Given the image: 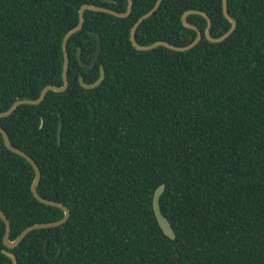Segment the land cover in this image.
Instances as JSON below:
<instances>
[{
  "label": "trees",
  "instance_id": "16d2710c",
  "mask_svg": "<svg viewBox=\"0 0 264 264\" xmlns=\"http://www.w3.org/2000/svg\"><path fill=\"white\" fill-rule=\"evenodd\" d=\"M0 0V112L63 86L65 35L84 5L125 13L128 0ZM157 0H134L128 18L87 10L68 42L70 86L36 106L0 118L13 146L30 155L39 194L71 211L60 227L30 233L14 249L18 264H264V0H228L237 21L222 43L204 35L192 50L135 49L131 31ZM205 12L219 38L232 24L222 0H164L139 27L142 46H187L197 32L183 15ZM188 21L203 33L207 20ZM94 69L84 68L97 51ZM106 71L92 90L87 83ZM43 121V123H42ZM61 124V135L58 136ZM35 171L0 133V208L11 240L26 228L61 220V209L32 193ZM176 234L160 227L153 197ZM6 225L0 218V264ZM49 242V260L44 253Z\"/></svg>",
  "mask_w": 264,
  "mask_h": 264
},
{
  "label": "water",
  "instance_id": "95a60500",
  "mask_svg": "<svg viewBox=\"0 0 264 264\" xmlns=\"http://www.w3.org/2000/svg\"><path fill=\"white\" fill-rule=\"evenodd\" d=\"M103 1H106L109 3L114 2L113 0H103ZM163 2H164V0H157L154 8L151 11H149L148 13H146L145 15H143L136 22L134 27L132 28L130 40H131L133 47L135 49H137L138 51L148 52V51L154 50L158 47H165V48L171 49L173 51H177V52H187V51H190L193 48H195L202 41L204 35L212 43H222L226 39H228L237 28V21L231 16L229 9H228V0H222L224 16L232 24L230 30L228 32H226L223 36H221L219 38H214L212 36V34H211L212 20L207 13L202 12V11H197V10H191V11L186 12L183 15L182 21H183V24L186 28L192 29L195 32H197V37L195 38V40L192 43H190L187 46H175L169 42L158 41V42H155L149 46L140 45L136 39V34H137L139 27L141 26V24L144 21L148 20L149 18H151L155 14V12L160 8V6ZM133 6H134V0H128L127 11L125 13H119L117 11H114L112 9L105 8V7H100V6H95V5H84L79 11V24L74 29H72L70 32H68L65 35L64 40H63V51H64V57H65L64 68H63V82H64L63 86H61V87H57V86L45 87L42 90L39 98L36 100H28V99L18 100L7 111L0 112V118H6V117L11 116L20 106H23V105L36 106V105L41 104L49 92L64 93L68 90V88L70 86V80H69L70 56H69V52H68V42L72 36L76 35L77 33L81 32L83 30L84 23H85V12L87 10L95 11V12L108 13V14H111V15L116 16L118 18L124 19V18H128L131 15V13L133 11ZM190 15H200V16H203L207 20L208 25H207V28H206L204 33L197 26H195L194 24H192L188 21V17ZM90 34L97 38V43H98L97 52H96V56H95L94 60L90 64L85 63L82 60L81 49L78 51V60H79L80 64L84 68H87V69H92L96 66V64H97V62L101 56V52H102L101 36L96 32H91ZM105 78H106V73H105L104 67L102 66L101 67V75L97 81H95L93 83H87V82H85L83 77H80L79 82H80V85L84 89L92 90V89L99 87L103 83ZM42 123H43V121H42ZM61 129H62V126L60 124L59 125V131H58L59 138L61 135ZM0 133L2 134V136L4 138V143H5L6 147L10 151H12L13 153L25 158L32 165V167L35 171V179H34V182L32 185V193H33L34 197L39 202H41L42 204L61 209L64 212V217L61 220L56 221V222H50V223L34 224V225L26 228L15 240H11V223H10V220L7 217V215L0 208V218L4 221V223L6 225V232H5L4 239H3L5 249H3L2 253L5 256H7L8 258H10L12 260L13 264H18V259H17L16 255L14 253H12L10 251V249L16 248L18 245H20V243L30 233H32L34 231L42 230V229H51V228H56V227H60V226L64 225L70 219L71 211L65 205L58 203V202H55V201L47 200L39 194L38 185H39L41 178H42V172H41L39 165L36 163V161L30 155H28L24 151H22V150H20V149H18L12 145L7 131L5 129H3L2 127H0ZM165 190H166V186L164 184L159 186L156 189V191L154 193V197H153V209H154V213L156 215V218L158 220V223H159L160 227L162 228L163 232L165 233V235L168 236L170 239L175 240L176 239L175 231L173 230L170 221L163 215L162 210H161L160 201H161V197L164 194ZM48 246H49V242L46 241V244L44 247V253H45L46 258H48L49 260L57 259L60 256V253L55 258L51 257L49 255Z\"/></svg>",
  "mask_w": 264,
  "mask_h": 264
},
{
  "label": "flooded vegetation",
  "instance_id": "af4514ba",
  "mask_svg": "<svg viewBox=\"0 0 264 264\" xmlns=\"http://www.w3.org/2000/svg\"><path fill=\"white\" fill-rule=\"evenodd\" d=\"M96 52H97V51H96ZM101 54H102V52H101ZM95 56H96V54H95ZM95 56H94V58H95ZM94 58H93V60H94ZM100 59H101V56H100V58H99V60H98V62H97V64H96V66L98 65ZM82 60H83V59H82ZM93 60H92V61H93ZM92 61H91V62H92ZM91 62H90V63H91ZM90 63H87V64H90ZM96 66H95V67H96ZM102 66H103V65H100V66H99V73H100V75H101V67H102ZM95 67H94V68H95ZM103 67H104V66H103ZM94 68H92V69H94ZM86 69H87V68H86ZM104 69H105V68H104ZM105 73H106V71H105ZM100 75H99V78H100ZM81 77H82V76H81ZM99 78H98V79H99ZM79 79H80V78H79ZM98 79H97V80H98ZM97 80H96V81H97ZM103 82H104V81H103ZM92 83H93V82H92Z\"/></svg>",
  "mask_w": 264,
  "mask_h": 264
}]
</instances>
